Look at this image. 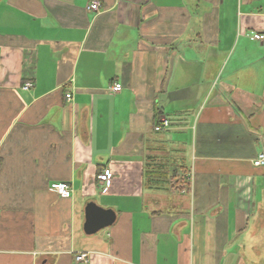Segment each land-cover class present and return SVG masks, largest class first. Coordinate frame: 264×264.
I'll list each match as a JSON object with an SVG mask.
<instances>
[{"label":"crops","instance_id":"crops-1","mask_svg":"<svg viewBox=\"0 0 264 264\" xmlns=\"http://www.w3.org/2000/svg\"><path fill=\"white\" fill-rule=\"evenodd\" d=\"M92 1L0 2V264H264V0Z\"/></svg>","mask_w":264,"mask_h":264},{"label":"built area","instance_id":"built-area-1","mask_svg":"<svg viewBox=\"0 0 264 264\" xmlns=\"http://www.w3.org/2000/svg\"><path fill=\"white\" fill-rule=\"evenodd\" d=\"M100 8H101V3L98 0L92 1L87 6V9L90 11H98ZM252 38L264 42V33L256 34L252 36ZM32 86L33 84L31 82H28L24 85V88L30 89ZM122 88H123V85L120 82L114 84L111 87L113 92H119ZM67 97L71 98V94H68ZM168 126H169V120L164 119L161 124L155 127V130L161 131L163 128L168 127ZM253 164L256 167H263L264 166V153L258 154L257 158L253 160ZM111 178H112V171L110 168H105L104 171L99 175V179L103 182H108ZM51 189L67 197L71 196L72 194V189L66 183L52 184ZM75 260L77 264H88L89 253L79 252L75 255Z\"/></svg>","mask_w":264,"mask_h":264},{"label":"water","instance_id":"water-1","mask_svg":"<svg viewBox=\"0 0 264 264\" xmlns=\"http://www.w3.org/2000/svg\"><path fill=\"white\" fill-rule=\"evenodd\" d=\"M0 2H1V0H0ZM94 209H97L99 211H103L105 214L109 215V217L111 216V214L108 213V211L104 210L103 208H100L99 206L95 205L94 203L90 204L88 206V208H87V215L89 217V226H90V223H91V220H90L91 215H93L94 212H95ZM114 217L115 216L113 215V217L110 218V220H107V222H104V224H101L99 226H95V229L98 230L99 228H103V227H106V226L110 225L113 222ZM90 227H93V226H90ZM88 229H90V231H92V230L95 231L94 229H91V228H88Z\"/></svg>","mask_w":264,"mask_h":264},{"label":"trees","instance_id":"trees-1","mask_svg":"<svg viewBox=\"0 0 264 264\" xmlns=\"http://www.w3.org/2000/svg\"><path fill=\"white\" fill-rule=\"evenodd\" d=\"M2 166V159L0 158V167Z\"/></svg>","mask_w":264,"mask_h":264}]
</instances>
